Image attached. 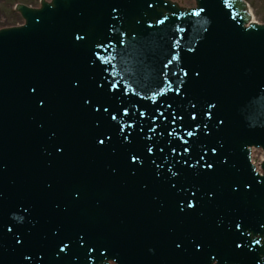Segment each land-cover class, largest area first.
<instances>
[{
  "label": "water",
  "instance_id": "obj_1",
  "mask_svg": "<svg viewBox=\"0 0 264 264\" xmlns=\"http://www.w3.org/2000/svg\"><path fill=\"white\" fill-rule=\"evenodd\" d=\"M195 3L42 0L0 30V264H264V25Z\"/></svg>",
  "mask_w": 264,
  "mask_h": 264
},
{
  "label": "snow or ice",
  "instance_id": "obj_2",
  "mask_svg": "<svg viewBox=\"0 0 264 264\" xmlns=\"http://www.w3.org/2000/svg\"><path fill=\"white\" fill-rule=\"evenodd\" d=\"M225 2L227 3V0H225ZM149 7H151L150 4H149ZM115 11H116V9H113V12H115ZM162 22H163V21H157V23H162ZM149 26H151V25H149ZM110 30H114V29H110ZM125 35H126V33H123V32L120 33V37H121V39L119 40V43H120V44H124V43H125L124 39L122 38V37H124ZM76 39H77V40H83L84 37L81 36V35H77V36H76ZM101 47H104V45L101 44V43H98V44L96 45V48H101ZM97 55H99V53H97ZM100 59H101V60H104V57H100ZM175 59H178V56L174 55V56L172 57V60H175ZM172 60H169V61H168V64H171V63H172ZM167 67H168V65L166 64V65H165V68H167ZM184 74L187 75L186 72H185ZM196 75L198 76L199 73H197ZM116 86H117L116 84H112V85H111L112 88H115ZM170 87H171V85L169 84V85L166 86L165 88H161V89H160V92H159L158 94H163L166 90H169ZM33 91H35V89H33ZM124 91L127 92V91H128V88H125ZM176 91L178 92V91H180V89L177 88ZM158 94H154L153 97H152V99H155L156 95H158ZM40 103L43 104L44 101L41 100ZM88 103H90V101L85 100V104H88ZM169 107H170V106H169ZM193 107H195V106L193 105ZM212 107H214V105H211V104H210V105H209V108H212ZM96 110L99 111V110H100L99 107H97ZM103 110H104L105 112L108 111L107 108H104ZM157 111H159V110H157ZM123 113H124L125 115H127V113H128V109H127V108H124V109H123ZM140 115H141V116H144L145 113H144V112H141ZM206 115L211 116V113L208 112V113H206ZM155 118H156V117H153L152 119H155ZM112 119H113V120H116V115H115V114L112 115ZM175 119H176L175 116H173V122H175ZM181 119H182V117H181ZM193 119H195V113H193ZM220 123H223V121H220ZM129 127H131V125H129ZM197 127H199V125H197ZM205 127H207V125H205ZM121 131H123V126H121ZM149 131H152V129L150 128ZM170 134H171V133H170ZM188 135H189V136H192L193 133H192V132H188ZM108 139H111V137H108ZM124 139L127 140L128 137L125 136ZM98 143H99L100 145H103V144L105 143V141H104V139H99V140H98ZM185 143H187V142L185 141ZM152 151H153V149H152L151 147H148V148H147V152H148V153H151ZM161 151H163V150L161 149ZM172 151L175 152V149H172ZM184 151L187 152L188 149L185 148ZM212 151L215 152L216 149L213 148ZM139 159H140V158H139L138 155H135V154H134V155H131V156H130V160H131V162H133V163L137 162ZM158 167H159V166H158ZM205 167H207V168L210 169V168L213 167V165H212L211 163H208V164L205 165ZM172 175L175 176V175H177V173L173 172ZM173 187H175V185H173ZM246 187H250V185H246ZM193 196H195V193H193ZM184 204H186V206H187L188 208H193V207L195 206V205H194V202H193L192 200H188V201L184 202ZM183 206H184V205L182 204V206H181V210H183ZM235 227H236L237 229H240V228H241V225H240L239 223H237V224L235 225ZM262 227H264V225H262ZM8 231H12V229L9 228ZM249 235H251V233H249ZM16 243H17V244L22 243V241L20 240L19 237L16 238ZM80 243H81V244L84 243V241H83V237H80ZM251 243H252V244H260V240H252ZM235 246H236L237 248H241L243 245H241L240 243H237ZM68 247H69L68 244H66V243H64V242H61V244L59 245V252H58V255H59V253H63V252H65V250L68 249ZM176 247L179 248V247H180V244H177ZM195 248H196L197 250H199V249L201 248V245H200L199 243H196V244H195ZM89 251H92V249L89 248ZM25 259H30V257H25ZM213 259H214V257H213Z\"/></svg>",
  "mask_w": 264,
  "mask_h": 264
},
{
  "label": "rangeland",
  "instance_id": "obj_3",
  "mask_svg": "<svg viewBox=\"0 0 264 264\" xmlns=\"http://www.w3.org/2000/svg\"><path fill=\"white\" fill-rule=\"evenodd\" d=\"M249 3L251 13L257 21L264 19V0H246Z\"/></svg>",
  "mask_w": 264,
  "mask_h": 264
},
{
  "label": "bare ground",
  "instance_id": "obj_4",
  "mask_svg": "<svg viewBox=\"0 0 264 264\" xmlns=\"http://www.w3.org/2000/svg\"><path fill=\"white\" fill-rule=\"evenodd\" d=\"M255 20L254 17H252V21Z\"/></svg>",
  "mask_w": 264,
  "mask_h": 264
}]
</instances>
